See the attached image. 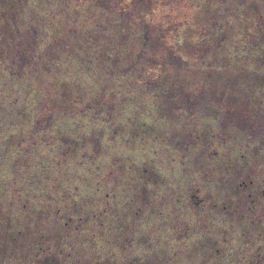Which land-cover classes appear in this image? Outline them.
Here are the masks:
<instances>
[{
	"label": "rangeland",
	"instance_id": "1",
	"mask_svg": "<svg viewBox=\"0 0 264 264\" xmlns=\"http://www.w3.org/2000/svg\"><path fill=\"white\" fill-rule=\"evenodd\" d=\"M0 264H264V0H0Z\"/></svg>",
	"mask_w": 264,
	"mask_h": 264
}]
</instances>
